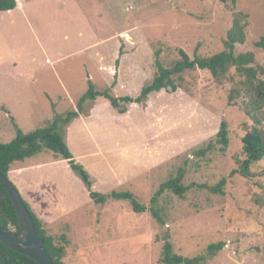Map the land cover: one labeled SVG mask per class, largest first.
Here are the masks:
<instances>
[{
	"label": "rangeland",
	"instance_id": "obj_1",
	"mask_svg": "<svg viewBox=\"0 0 264 264\" xmlns=\"http://www.w3.org/2000/svg\"><path fill=\"white\" fill-rule=\"evenodd\" d=\"M235 11L248 15L246 41L236 52L251 51L264 64V48L255 45L264 35V0H17L15 9L0 12V140L74 109L88 80L102 90L116 73L112 94L137 96L155 73L156 49L166 65L179 58V49L189 56L222 50ZM185 86L189 92L161 90L123 114L98 97L88 115L67 125L66 142L96 191L130 190L148 205L158 186L185 165V185H213L225 177L224 193L193 187L182 198L162 194L161 225L124 200L94 203L69 168V174L46 168L56 170L64 193L45 185L41 193L24 186L20 194L56 242L66 234L65 264H162L166 229L183 256L222 241L223 249L205 264H264V205L254 201L264 197V177L229 176L243 158V125L250 119L240 105L227 104L229 85H217L208 71L187 72ZM222 120L227 148L217 145L196 157L192 151L215 138ZM50 154L42 150L12 164ZM262 169L264 159L252 166Z\"/></svg>",
	"mask_w": 264,
	"mask_h": 264
},
{
	"label": "trees",
	"instance_id": "obj_2",
	"mask_svg": "<svg viewBox=\"0 0 264 264\" xmlns=\"http://www.w3.org/2000/svg\"><path fill=\"white\" fill-rule=\"evenodd\" d=\"M230 2L232 5L237 0H221ZM17 0H0V12H9L15 9ZM248 15L243 11L233 13L232 22L226 37L223 39V49L208 56L199 55L195 51L193 56H189L183 49L178 50L179 58L170 64H164L160 58V49L154 51L155 73L153 77L140 89L137 96L130 95L116 96L111 89L116 84V73L111 83V87L97 89L88 80L86 90L77 100L76 107L67 111L63 115H54L52 121L41 128H37L28 133L17 129L16 135L8 142L0 140V171L9 178L10 166L14 161H22L25 158L35 155L42 150L51 151L56 158L61 157L66 160L74 174L81 179L90 199L96 204H104L108 200H124L136 213L149 211L152 217L161 225H165V219L160 206V197L169 192L179 198L185 196L186 192L196 187L207 190L212 194H223L227 179L221 178L213 185L191 183L185 185L183 182L186 168L180 166L173 176L163 181L146 205L139 201L136 195L130 190H111L100 192L92 189L93 178L83 164L76 160L65 139L66 127L74 119L81 115H88L92 108L91 104L102 97L109 101L112 108L118 113H126L128 106L135 103L145 105L150 94L165 90L175 92L178 89L189 92L185 86V74L196 70L208 71L213 82L217 85L228 84L227 104L230 106L240 105L250 119V124H244V134L241 137V154L243 158H237V167L229 176L238 174L245 179L264 177V169L259 172L253 171L252 166L264 159V64L255 61V55L251 51L236 52L237 44H244L246 41V26ZM257 47L264 48V35L255 43ZM119 54H123L120 48ZM119 59L116 60L118 65ZM224 151L229 145V130L225 120H222L214 139L207 141L202 147L193 150L196 157H204L208 152H212L216 146ZM256 204L264 205V197L254 199ZM24 203L32 215L36 230L43 239V247L51 256L55 264H65V245L68 243L66 234L59 235V242H56L52 235H49L43 227L41 220L35 214L29 203ZM0 223L19 233L18 216L14 205L6 189L0 184ZM162 249L160 261L162 264H205L211 257L215 256L223 249L222 241L210 243L203 253L195 256H183L174 251L170 241V234L166 229L162 236ZM0 264H38L30 256L21 254L0 241Z\"/></svg>",
	"mask_w": 264,
	"mask_h": 264
},
{
	"label": "water",
	"instance_id": "obj_3",
	"mask_svg": "<svg viewBox=\"0 0 264 264\" xmlns=\"http://www.w3.org/2000/svg\"><path fill=\"white\" fill-rule=\"evenodd\" d=\"M0 184L6 189L18 216L19 233L4 227L0 223V241L9 248L30 256L38 264H55L43 247L31 213L27 209L22 195L12 181L0 171Z\"/></svg>",
	"mask_w": 264,
	"mask_h": 264
},
{
	"label": "crops",
	"instance_id": "obj_4",
	"mask_svg": "<svg viewBox=\"0 0 264 264\" xmlns=\"http://www.w3.org/2000/svg\"><path fill=\"white\" fill-rule=\"evenodd\" d=\"M46 168L49 170L55 168L56 170L62 169L63 171H67V174L70 173L68 170H71L66 160L63 162L56 158L54 154H50L46 157L42 156L39 159L36 158L26 164L18 166H13V164H11L8 175L9 179L22 195L23 192H26L25 189L23 190L24 186H30L33 188L38 187V190L41 193L43 192V186L49 185L51 186L49 188H53L59 193H64L66 186L63 184L62 179L59 178L56 170L52 173L50 171H46Z\"/></svg>",
	"mask_w": 264,
	"mask_h": 264
}]
</instances>
